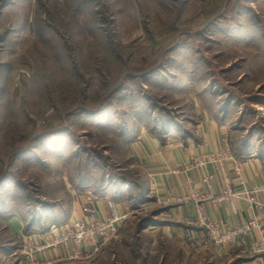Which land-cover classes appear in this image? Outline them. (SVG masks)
Wrapping results in <instances>:
<instances>
[{
	"label": "rangeland",
	"instance_id": "374dc122",
	"mask_svg": "<svg viewBox=\"0 0 264 264\" xmlns=\"http://www.w3.org/2000/svg\"><path fill=\"white\" fill-rule=\"evenodd\" d=\"M227 99L231 115L264 132V0H0V264H30L15 222L63 230L76 219L71 191L95 189L103 175L142 179L133 135L122 134L190 125ZM117 191L123 212L113 208L128 214L117 235L92 258L50 264L184 258L162 250L184 239L148 228L160 205Z\"/></svg>",
	"mask_w": 264,
	"mask_h": 264
},
{
	"label": "crops",
	"instance_id": "0c3cea01",
	"mask_svg": "<svg viewBox=\"0 0 264 264\" xmlns=\"http://www.w3.org/2000/svg\"><path fill=\"white\" fill-rule=\"evenodd\" d=\"M234 104L226 100L223 103L218 101L213 110L210 107L208 110L201 109L202 112L196 115L198 119L188 118L190 125L177 122L169 133L148 129L142 124H138L136 130H129L128 136L133 135L128 141L130 153L142 177L139 183L144 185L146 196L153 197L146 199L159 204L162 210L158 223L148 228L166 234L170 239H184L174 247L162 245L164 252L175 249V253L184 258L172 260L164 253L160 264H191L196 254L202 256L203 264H264V251L256 250L257 246L264 245V231L255 229L237 245L215 243L209 239L207 228L198 223L194 201L187 198L190 179L194 182V192L204 199L211 220L236 228L251 216L261 218L262 211L257 204L264 203V132L251 129L255 123L252 119L249 122L240 114L231 115L229 111L235 109ZM224 139L228 141L229 157L189 169L192 157L208 153L222 155L226 149ZM236 164L240 166L239 171L235 169ZM209 177L211 179L207 180ZM228 186L237 195L218 200L216 197ZM113 187L116 189L112 190ZM86 188L84 192L71 191L76 195V219L84 218L83 207L88 202L93 203L100 217L110 214L115 205L123 212L121 205L114 202L122 194V191H117L118 186L114 182H108L106 189L100 193L94 188L89 189V186ZM14 226V231L24 241L30 239L32 243L43 245L48 238L49 231L33 229L20 222H15ZM190 235L197 237L195 243L189 239ZM158 244V241L153 242L152 246L156 248ZM74 249L75 246L69 243L42 249L36 257L41 261H58L61 257L68 258ZM152 251L155 250L151 248Z\"/></svg>",
	"mask_w": 264,
	"mask_h": 264
},
{
	"label": "built area",
	"instance_id": "2783aa9c",
	"mask_svg": "<svg viewBox=\"0 0 264 264\" xmlns=\"http://www.w3.org/2000/svg\"><path fill=\"white\" fill-rule=\"evenodd\" d=\"M226 143V150L223 155H220L218 160L229 157L228 141L224 139ZM215 160V158H210V161ZM205 164V161L200 162L195 167H201ZM194 168L189 165V169ZM235 169L239 171L240 166L236 164ZM209 177L207 180H210ZM226 181L229 183V178L226 177ZM193 183L190 179L188 180V188L190 194L188 199L194 201L196 208V218L198 223L205 226L208 230V237L211 241L219 244H233L237 245L244 241V238L250 235L255 229H261L264 231V203H258V207L262 211V216H251L247 218L241 225L236 228H229L224 224L213 221L209 218L207 214L206 207L204 205V199L194 192ZM237 193L233 192L228 186L222 194H219L216 198L218 200L230 199L235 197ZM84 218L75 219L69 227L65 229H59L57 225H53L48 233V238L43 245H37L32 242H27L26 256L25 260L30 264H50L56 261H41L36 257V254L42 249L60 247L72 243L75 249L68 256L69 258H92L95 253L100 249V246L104 243L111 241L119 232L121 225L126 220L128 214L121 213L118 210H114L113 213L106 215L105 217H100L98 215L96 208L89 202L84 205ZM59 227V228H58ZM189 239L192 243H195L197 237L190 235ZM30 240V239H29ZM258 252L264 251V245H259L256 247ZM67 258V257H66ZM66 258H59L58 261Z\"/></svg>",
	"mask_w": 264,
	"mask_h": 264
},
{
	"label": "trees",
	"instance_id": "16d2710c",
	"mask_svg": "<svg viewBox=\"0 0 264 264\" xmlns=\"http://www.w3.org/2000/svg\"><path fill=\"white\" fill-rule=\"evenodd\" d=\"M227 101L229 102V100L227 99ZM147 119H151L153 118L151 113H149V115L145 116ZM172 121V120H171ZM167 121V122H162L159 124V127L157 125V127H153V130L156 131L157 129H159L161 131V133H169L171 132V128L177 126V122L176 121ZM129 132L122 134L123 136H128ZM105 176L103 175V177L101 178V180H99V185L96 186L95 191H103L105 189V186L107 185V181H105ZM105 181V182H104ZM114 183L118 186V188L120 190H123L124 186H127L128 189L127 191L132 194L133 198L136 202H142L144 199H146V189L144 188V185H142L141 183H139V180H133L131 178H124L122 177L119 181H114ZM136 188V191H135ZM31 225V223H29L28 227ZM237 264V263H234Z\"/></svg>",
	"mask_w": 264,
	"mask_h": 264
}]
</instances>
